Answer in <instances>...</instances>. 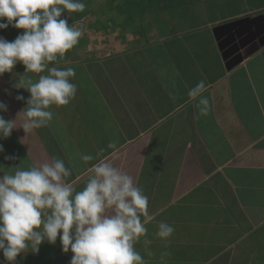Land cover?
I'll use <instances>...</instances> for the list:
<instances>
[{"label":"crops","instance_id":"0c3cea01","mask_svg":"<svg viewBox=\"0 0 264 264\" xmlns=\"http://www.w3.org/2000/svg\"><path fill=\"white\" fill-rule=\"evenodd\" d=\"M83 2L84 11L61 17L82 30L78 44L48 65L73 68L77 92L50 106L46 126L19 127L30 94L12 85L47 69L26 73L17 63L0 76V115L16 126L0 140V172L56 156L72 173L63 182L79 191L108 160L148 197L153 219L134 245L145 264H264V42L254 46L264 38V0ZM23 31L9 26L0 37ZM201 80L206 116L188 96ZM160 222L174 228L167 239L156 235ZM58 255H72L59 237L15 264H54Z\"/></svg>","mask_w":264,"mask_h":264},{"label":"clouds","instance_id":"9594fccd","mask_svg":"<svg viewBox=\"0 0 264 264\" xmlns=\"http://www.w3.org/2000/svg\"><path fill=\"white\" fill-rule=\"evenodd\" d=\"M85 6L83 0H0V29L24 30L12 41L0 37V76L11 73L17 63L26 73L47 69L35 83L21 79L12 85L30 94L19 126L26 134L52 120L50 106L67 105L76 95L77 86L71 82L75 70L48 65L62 58L82 36V30L69 25L62 14L82 12ZM205 90L201 80L188 92L192 100L199 97L197 107L204 116L209 111V101L202 96ZM15 99L25 97L16 95ZM0 111H7L4 102H0ZM15 127L14 121L0 115V140L7 139ZM117 156L113 151L110 160ZM81 159L87 162L93 157L83 155ZM0 173V253L6 264H15L21 253L37 254L43 242L55 244L58 237L61 251L72 253L69 264H145L134 245L146 235V224L153 219L148 197L131 175L113 163L94 164L93 174L79 191L63 182L72 173L56 156L51 163L28 170ZM173 232L172 226L160 222L156 235L167 239Z\"/></svg>","mask_w":264,"mask_h":264},{"label":"water","instance_id":"95a60500","mask_svg":"<svg viewBox=\"0 0 264 264\" xmlns=\"http://www.w3.org/2000/svg\"><path fill=\"white\" fill-rule=\"evenodd\" d=\"M263 42H264V38L262 39L260 44ZM254 46H257V45H254ZM54 264H69V258L65 255H58L54 260Z\"/></svg>","mask_w":264,"mask_h":264},{"label":"flooded vegetation","instance_id":"af4514ba","mask_svg":"<svg viewBox=\"0 0 264 264\" xmlns=\"http://www.w3.org/2000/svg\"><path fill=\"white\" fill-rule=\"evenodd\" d=\"M261 41H262V39H258V40L255 42V45H259Z\"/></svg>","mask_w":264,"mask_h":264},{"label":"rangeland","instance_id":"374dc122","mask_svg":"<svg viewBox=\"0 0 264 264\" xmlns=\"http://www.w3.org/2000/svg\"><path fill=\"white\" fill-rule=\"evenodd\" d=\"M115 36V35H114ZM110 39V38H109Z\"/></svg>","mask_w":264,"mask_h":264}]
</instances>
